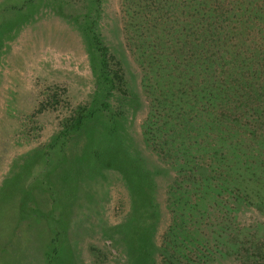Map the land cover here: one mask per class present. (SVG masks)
<instances>
[{"label": "rangeland", "instance_id": "obj_1", "mask_svg": "<svg viewBox=\"0 0 264 264\" xmlns=\"http://www.w3.org/2000/svg\"><path fill=\"white\" fill-rule=\"evenodd\" d=\"M103 2L99 30L124 71L125 93L110 95L100 82L78 10L0 0L24 4L4 10L0 24V264H47L48 256L54 264H168V250L182 254L166 246L175 172L143 139L147 101L119 0ZM84 107L94 115L65 132ZM210 211L201 237L212 238L211 223L224 225L222 212ZM232 216L259 233L263 251L249 264H264V208L243 204Z\"/></svg>", "mask_w": 264, "mask_h": 264}, {"label": "trees", "instance_id": "obj_2", "mask_svg": "<svg viewBox=\"0 0 264 264\" xmlns=\"http://www.w3.org/2000/svg\"><path fill=\"white\" fill-rule=\"evenodd\" d=\"M48 2L58 12L82 14L100 82L110 95L125 93L124 71L99 30L103 0ZM1 6L0 24L4 10L24 4ZM119 14L147 101L143 139L175 172L166 200L173 239L166 246L182 254L168 250V264L228 255L249 264L263 251L259 233L230 213L243 204L264 208V0H119ZM92 114L78 110L65 132ZM210 209L225 222L208 226L212 238L201 237ZM46 261L54 264L53 256Z\"/></svg>", "mask_w": 264, "mask_h": 264}]
</instances>
